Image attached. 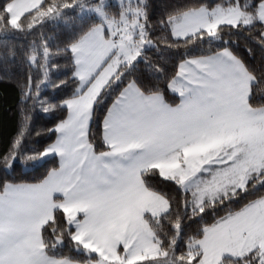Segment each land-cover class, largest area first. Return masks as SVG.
<instances>
[{
    "label": "crops",
    "instance_id": "obj_1",
    "mask_svg": "<svg viewBox=\"0 0 264 264\" xmlns=\"http://www.w3.org/2000/svg\"><path fill=\"white\" fill-rule=\"evenodd\" d=\"M233 9L237 8L184 12L171 19L172 35L212 31L218 25L214 18ZM256 19L264 24V0ZM118 35L96 25L70 47L74 75L85 88L63 102L66 116L44 151L57 157L58 168L38 183H7L0 192V264H98L45 254L41 227L56 208L64 210L74 239L86 247L122 256L128 246L133 259L154 258L131 251L140 249L141 236L144 245L158 247L146 215L156 217L168 209L163 197L143 185L138 175L142 168L154 166L183 184L197 204L243 187L264 169V106L248 104L253 78L226 49L179 64L168 85L179 98L176 105L128 83L102 121V136L110 148L94 153L87 140L96 99L91 88L115 54L112 44ZM85 47L91 52L88 61ZM125 57L117 69L136 58ZM263 203L264 196L206 227L195 243L201 252L199 263L220 264L225 256L250 250L264 255V210H256L264 209Z\"/></svg>",
    "mask_w": 264,
    "mask_h": 264
},
{
    "label": "trees",
    "instance_id": "obj_2",
    "mask_svg": "<svg viewBox=\"0 0 264 264\" xmlns=\"http://www.w3.org/2000/svg\"><path fill=\"white\" fill-rule=\"evenodd\" d=\"M0 0V192L7 183H38L58 168L46 147L56 136V126L66 116L63 102L85 87L74 75L70 47L102 19L80 14L81 4L99 0H42L11 24L7 4ZM262 0H142L144 45L132 61L123 63L104 86L91 109L87 140L92 151L102 154L109 145L102 136V121L114 99L128 83L145 94H159L169 105L179 102L169 83L179 64L189 58L228 50L250 73L248 104L264 106V24L256 19ZM235 7L251 16L245 24H220L174 37L171 19L197 8ZM108 17H119L117 3L104 6ZM129 65V66H128ZM139 178L148 191L163 197L168 209L156 217L146 215L160 254L140 263L165 260L169 264H200L195 245L206 227L264 196V169L241 188L229 189L213 199L194 201L175 180L154 166L142 168ZM64 210L56 208L41 227L46 255L89 263L98 258L73 238ZM163 264V263H159ZM220 264H264V255L250 250L238 257H223Z\"/></svg>",
    "mask_w": 264,
    "mask_h": 264
},
{
    "label": "rangeland",
    "instance_id": "obj_3",
    "mask_svg": "<svg viewBox=\"0 0 264 264\" xmlns=\"http://www.w3.org/2000/svg\"><path fill=\"white\" fill-rule=\"evenodd\" d=\"M42 0H11L7 4V9L9 12V20L11 24H15L18 16L22 15L25 12H28L31 9L36 8ZM142 0H99L97 2H88L81 4V8L79 13L80 14H94L96 17H99L102 19V21L97 24L99 28L103 29L104 26L107 28V30L110 32L111 36L114 34V32H117V37L114 38L115 42L112 44L115 50V54L108 60L105 66H102V70L99 74V76L96 78L94 84L92 85L91 90H93L94 96L96 98L98 97L101 90L104 88L105 84L111 79L114 72L116 71L118 64L120 62H123L127 58L125 55L133 56V59L137 57L140 53V51L143 48L144 45V28L142 23V6H141ZM107 3H117L119 7L123 8L121 10V13L119 17H116V20H114V17H108V13L104 9V5ZM222 14V13H221ZM188 15V14H186ZM214 18L215 24H237L238 22H242L245 24H249L251 22V16L248 13L242 12L239 9H233L230 10L229 13L226 15L222 14L221 16L217 17V20ZM188 20V19H187ZM116 28L114 29V27ZM80 45V44H79ZM82 45V44H81ZM84 45V44H83ZM125 54V55H124ZM91 55L90 49L85 47L84 56H86V60L88 61L89 56ZM124 56V57H123ZM84 59V61H85ZM83 61V62H84ZM180 187L182 189H186L183 184H180ZM202 200V199H201ZM201 200H198V202H201ZM257 202L255 204V207L258 206ZM264 208V203L263 206ZM256 210H264L257 208ZM69 224L71 225V221H69ZM261 224V222L259 223ZM74 238V236H73ZM77 244L81 248H83L86 252H93L96 253L98 258L96 260H93L92 262L98 263V264H104L105 261L111 260L113 263L118 264H148V263H138L141 262L142 257H138V262L135 261L137 259H133L132 254H130V248L126 246L124 248V253L122 256L120 255H107L106 249L98 247V251H94V249H91L89 247H86L83 245L82 242L76 241ZM141 240V247L137 250V248L132 247L131 251L139 252L142 255V252L144 255L157 257L159 256V248L157 246H147L144 245L146 242L144 241L143 236L140 237ZM137 241V237L136 240ZM134 241V242H135ZM133 242V243H134ZM100 248V249H99ZM134 256H136L134 254ZM114 257V259H112ZM215 256H213L214 258ZM210 259V258H208ZM151 263H163V264H169L166 263L165 260H153ZM201 264V263H200ZM205 264H218V263H212L206 262Z\"/></svg>",
    "mask_w": 264,
    "mask_h": 264
},
{
    "label": "snow or ice",
    "instance_id": "obj_4",
    "mask_svg": "<svg viewBox=\"0 0 264 264\" xmlns=\"http://www.w3.org/2000/svg\"><path fill=\"white\" fill-rule=\"evenodd\" d=\"M221 71H224V69H221Z\"/></svg>",
    "mask_w": 264,
    "mask_h": 264
},
{
    "label": "water",
    "instance_id": "obj_5",
    "mask_svg": "<svg viewBox=\"0 0 264 264\" xmlns=\"http://www.w3.org/2000/svg\"><path fill=\"white\" fill-rule=\"evenodd\" d=\"M129 66V65H128Z\"/></svg>",
    "mask_w": 264,
    "mask_h": 264
}]
</instances>
